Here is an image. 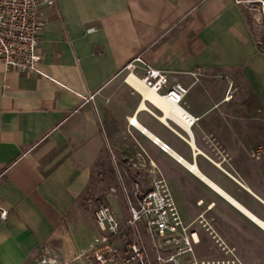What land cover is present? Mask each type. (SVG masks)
I'll list each match as a JSON object with an SVG mask.
<instances>
[{"label":"crops","instance_id":"crops-1","mask_svg":"<svg viewBox=\"0 0 264 264\" xmlns=\"http://www.w3.org/2000/svg\"><path fill=\"white\" fill-rule=\"evenodd\" d=\"M40 13V72L0 62V209L8 211L0 218V264H90L81 256L99 231L90 189L99 197L114 178L106 192L116 187L117 193L103 197L127 218L119 176L147 183L140 148L159 166L186 223L206 212L237 241L244 260L248 255L264 264V227L226 196L264 221V192L245 163L249 123L264 120V40L248 6L239 0H56L52 7L42 3ZM137 56L166 72L168 87L189 89L181 107L160 94L163 102L154 103L135 89L140 98L132 107L99 108L105 88ZM184 113L196 118L191 127L183 124ZM133 117L137 127L129 124ZM203 243L208 249L210 242Z\"/></svg>","mask_w":264,"mask_h":264},{"label":"built area","instance_id":"built-area-1","mask_svg":"<svg viewBox=\"0 0 264 264\" xmlns=\"http://www.w3.org/2000/svg\"><path fill=\"white\" fill-rule=\"evenodd\" d=\"M255 1L239 0L247 6ZM260 1L264 5V0ZM42 3L52 7L56 0H0V62L7 69L40 72L38 48L44 26L40 13ZM139 68L143 70L142 75L137 72ZM125 70L128 71L126 82L128 77L139 80L176 107H181L189 91L179 83L168 87L167 73L146 63L141 56L130 61ZM94 97L91 95L89 100ZM195 121L194 116L183 114L184 125L191 127ZM136 122V117L129 119L131 126L137 127ZM140 130L142 133L147 131L146 128ZM150 138L162 151L173 156L169 143L158 136ZM263 154L262 146L254 152L257 158ZM119 159V156H113L115 164ZM137 159L141 167L149 166L147 177L151 184L145 182V177L119 176L128 217L122 219L108 202L97 204L93 216L99 231L91 249L81 256L87 257L90 264H247L237 248L216 230L206 212L190 224L185 222L165 177L144 148L138 151ZM116 193L117 188L110 187L105 195L109 198ZM7 216L8 211L1 208L0 218L5 220ZM204 239L210 242L208 249L215 254L203 255L207 249ZM41 263L47 264V259H42Z\"/></svg>","mask_w":264,"mask_h":264},{"label":"rangeland","instance_id":"rangeland-1","mask_svg":"<svg viewBox=\"0 0 264 264\" xmlns=\"http://www.w3.org/2000/svg\"><path fill=\"white\" fill-rule=\"evenodd\" d=\"M248 8H249V18L253 25V28L255 29L256 33L262 35V38H263L262 40H264V5L260 0H256L254 3H251L248 6ZM127 75H128V71L124 70L121 74H119V76L111 84H109L105 88V91L103 92L101 98L97 101L100 109H102V107H105V106H110V105L114 106L115 104H117V106H119V110L123 111L129 107H132L133 105L137 103L138 99L140 98V94L126 82L125 79ZM106 111L108 112V109H106ZM249 124H251L250 126L252 128L247 129V135H246L247 147H249L250 145L249 147L250 149L249 148L246 149V162H245L246 168H247L246 173L250 178L253 179L254 184L258 186L259 188H261L264 192V154L261 158H257L254 156V152L256 151L257 148L261 146L264 148V120L259 123L251 122ZM213 141L217 142V140H213ZM114 180L115 179L112 178L110 182H108L107 184H105L104 186L100 188V193L98 194L99 197L96 196L97 193L95 192V190H93L92 188L90 189L89 199H91L92 202H94L93 205L96 206L100 202H106L104 200L103 195L107 193L106 192L107 188L115 183ZM149 180L150 179L148 178L147 180L148 185L151 184V181ZM207 218H209L213 222V225L216 228V230L231 245L235 246L240 253L241 250L237 244V241L228 240V238L218 228L215 222V219L209 216H207ZM194 220H192L190 223H192ZM248 245L247 247H249ZM203 253H205L206 255L215 254L213 250H209V249L207 250L205 249ZM244 258L247 264H253V261L252 259H250V256L247 255V256H244Z\"/></svg>","mask_w":264,"mask_h":264},{"label":"bare ground","instance_id":"bare-ground-1","mask_svg":"<svg viewBox=\"0 0 264 264\" xmlns=\"http://www.w3.org/2000/svg\"><path fill=\"white\" fill-rule=\"evenodd\" d=\"M127 82H129L130 84H132L137 90L143 92L144 96L149 98L150 100H152L154 103L160 104L163 102L162 98L159 97L157 95V93L153 92L152 90L146 88L143 83L139 80H136L132 77H128L127 78ZM165 104V103H164ZM163 105V104H162ZM170 106V105H169ZM179 112V111H177ZM182 114V113H181ZM137 124V122H136ZM172 154H174V152L172 151ZM176 159H181V163L186 166L191 172H193L194 174H196L197 176L203 178L206 182H208L209 184H211L215 189H217L218 191H220L221 193H223L224 195H226L224 192L221 191L220 188H218L217 186H215L212 182H210L207 178H205L199 171L197 165L195 164H191L188 161L184 160L183 158H180V156H178L176 154ZM231 201H233L239 208H241L246 214H248L249 216H251L252 218H254L262 227H264V221L258 219L257 217H255L251 212H249V210H247L246 208H244L239 202L235 201L234 199H232L231 197H229L228 195H226Z\"/></svg>","mask_w":264,"mask_h":264}]
</instances>
